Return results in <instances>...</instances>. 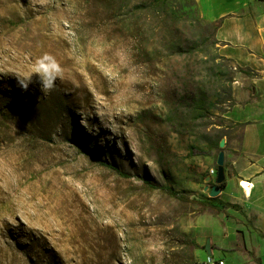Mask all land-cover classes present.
<instances>
[{
    "label": "rangeland",
    "instance_id": "obj_1",
    "mask_svg": "<svg viewBox=\"0 0 264 264\" xmlns=\"http://www.w3.org/2000/svg\"><path fill=\"white\" fill-rule=\"evenodd\" d=\"M214 30L194 0H0V264H201L206 242L238 241L234 230L240 250L211 254L252 264L243 208L144 183L199 198L204 156L190 147L212 149L207 173L238 127L240 75Z\"/></svg>",
    "mask_w": 264,
    "mask_h": 264
},
{
    "label": "crops",
    "instance_id": "obj_2",
    "mask_svg": "<svg viewBox=\"0 0 264 264\" xmlns=\"http://www.w3.org/2000/svg\"><path fill=\"white\" fill-rule=\"evenodd\" d=\"M194 1L200 17L215 25L219 54L236 66V73L240 75V79L235 78L234 85L239 87L227 116L238 127L225 143L226 183L220 188L218 200L212 203L219 205L217 201L221 200L234 205L225 209L243 208L246 224L243 248L249 253L252 264H264V0ZM243 83L250 85V89L243 87ZM210 157L200 160L199 172L209 165ZM208 179L212 182L206 175L204 183H199L202 192ZM243 180L253 185L249 195L239 184ZM200 196H210L209 189ZM232 235L240 242L243 239L235 230ZM238 241L226 245L218 241L210 243L214 244V249L237 252L240 250ZM234 243L237 244L234 246Z\"/></svg>",
    "mask_w": 264,
    "mask_h": 264
},
{
    "label": "trees",
    "instance_id": "obj_3",
    "mask_svg": "<svg viewBox=\"0 0 264 264\" xmlns=\"http://www.w3.org/2000/svg\"><path fill=\"white\" fill-rule=\"evenodd\" d=\"M196 104L198 105V107L202 108L203 110H207L209 108H212L214 105L211 101H209L207 99V97L203 94V95H198L195 99ZM216 147H219V139L216 141ZM83 153H85L87 156L91 157V158H96L92 148L90 146L84 145L83 147ZM213 155V151L210 147H206V148H197L195 146H191L188 153H187V157L191 158L194 156H212ZM101 164L116 171L119 173H122L119 170V166L117 165V163L115 161H108L106 159H100ZM224 168H225V164H224ZM225 170V169H224ZM195 175H198L201 179H205L207 173H203V172H196L194 171ZM145 186H147L148 189L152 190V189H161L164 190L166 192H168L171 196L182 200V201H191V202H195L197 203L200 207L202 208H212V209H219L220 208H226V207H234V205L227 203V202H223L221 200L217 201L219 203V205L213 204L212 202L218 200L217 196H200L199 198H193V199H189V197H187L185 194L181 193L180 191H177L175 189H173L172 186H168V185H163V186H157L154 185L151 181L145 179L144 180ZM226 183V178H224V180L219 183L216 184L215 181L211 182L209 181V185L213 186V185H217L219 188L223 187ZM193 200V201H192ZM205 248V246H204ZM215 246L213 243H210V250L214 249ZM201 264H205V263H201ZM259 264V263H258Z\"/></svg>",
    "mask_w": 264,
    "mask_h": 264
},
{
    "label": "water",
    "instance_id": "obj_4",
    "mask_svg": "<svg viewBox=\"0 0 264 264\" xmlns=\"http://www.w3.org/2000/svg\"><path fill=\"white\" fill-rule=\"evenodd\" d=\"M225 146V139L221 138L219 140V152L216 157V175H215V183L219 184L221 183L225 178V171H224V151L223 147ZM209 177V176H208ZM209 189V195L210 196H217L220 188L217 185H213L210 188L208 186L205 187V190ZM222 215V213L220 214ZM205 250L207 254H211L210 250V242L207 241L205 244Z\"/></svg>",
    "mask_w": 264,
    "mask_h": 264
},
{
    "label": "clouds",
    "instance_id": "obj_5",
    "mask_svg": "<svg viewBox=\"0 0 264 264\" xmlns=\"http://www.w3.org/2000/svg\"><path fill=\"white\" fill-rule=\"evenodd\" d=\"M51 57L44 56L40 60H38V73H39V83L41 85L42 90L47 93L54 87V79L55 77H50L48 73L43 71L44 62L50 60ZM31 83V78H25L24 80L18 81V86L21 87L22 90H27L29 84Z\"/></svg>",
    "mask_w": 264,
    "mask_h": 264
},
{
    "label": "built area",
    "instance_id": "obj_6",
    "mask_svg": "<svg viewBox=\"0 0 264 264\" xmlns=\"http://www.w3.org/2000/svg\"><path fill=\"white\" fill-rule=\"evenodd\" d=\"M231 66H232V69L234 71H237L236 66H234V65H231ZM233 83H237V80L234 79ZM207 175L209 177H215V175H216V168H214V167L209 168L208 171H207ZM242 182L243 181H239V184H240L241 188L244 189V186L242 185ZM248 184H249V190H251V188L253 187V185L251 183H248ZM203 263H205V264H225L223 258H221V257H214L212 254H206V256L203 259Z\"/></svg>",
    "mask_w": 264,
    "mask_h": 264
},
{
    "label": "bare ground",
    "instance_id": "obj_7",
    "mask_svg": "<svg viewBox=\"0 0 264 264\" xmlns=\"http://www.w3.org/2000/svg\"><path fill=\"white\" fill-rule=\"evenodd\" d=\"M242 185L244 186V190H246L247 194L249 195L250 194V190H249L248 182L243 180Z\"/></svg>",
    "mask_w": 264,
    "mask_h": 264
}]
</instances>
